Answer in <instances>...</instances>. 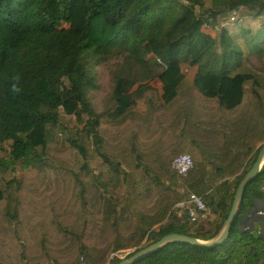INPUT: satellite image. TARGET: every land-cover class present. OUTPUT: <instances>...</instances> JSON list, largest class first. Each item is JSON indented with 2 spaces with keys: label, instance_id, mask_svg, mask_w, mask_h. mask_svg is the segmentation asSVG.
I'll use <instances>...</instances> for the list:
<instances>
[{
  "label": "trees",
  "instance_id": "trees-1",
  "mask_svg": "<svg viewBox=\"0 0 264 264\" xmlns=\"http://www.w3.org/2000/svg\"><path fill=\"white\" fill-rule=\"evenodd\" d=\"M251 57L264 58V0H0V264H117L169 233L213 237L264 144ZM190 194L208 220L176 207ZM258 198L264 166L223 243L133 264H264V234L237 228Z\"/></svg>",
  "mask_w": 264,
  "mask_h": 264
},
{
  "label": "water",
  "instance_id": "water-1",
  "mask_svg": "<svg viewBox=\"0 0 264 264\" xmlns=\"http://www.w3.org/2000/svg\"><path fill=\"white\" fill-rule=\"evenodd\" d=\"M263 166H264V144L260 147L251 167L245 173L243 178L240 180L236 188V191L234 193L232 205L228 213V216L223 222L218 232L213 237L204 240V239L188 236L185 234L169 233L162 236L158 241L147 245L146 247L140 249L130 257L123 259L121 262L117 264H133L134 262L143 259L145 256L159 250L168 243H172V242H183V243H188L191 245L202 246V247H214L223 243L228 238L230 230L240 214L245 188L253 179H255L258 176ZM253 212H254V208H249L241 215L239 219V223L237 225L238 229L242 228V221L244 217L247 216V214Z\"/></svg>",
  "mask_w": 264,
  "mask_h": 264
},
{
  "label": "rangeland",
  "instance_id": "rangeland-1",
  "mask_svg": "<svg viewBox=\"0 0 264 264\" xmlns=\"http://www.w3.org/2000/svg\"><path fill=\"white\" fill-rule=\"evenodd\" d=\"M68 47L71 52H74L78 49L77 46L68 43ZM251 63L253 64L256 70L264 67V58L262 60H257L255 57H251ZM109 66L110 64H100L96 68V74L94 79L91 82L90 88V98L94 105V108L97 112H100L104 108L105 99L112 92V82L109 74ZM188 82L192 84L193 79L188 77ZM193 87V86H192ZM193 93L196 96H199V93L193 87ZM209 214L207 218L203 221L208 220Z\"/></svg>",
  "mask_w": 264,
  "mask_h": 264
},
{
  "label": "built area",
  "instance_id": "built-area-1",
  "mask_svg": "<svg viewBox=\"0 0 264 264\" xmlns=\"http://www.w3.org/2000/svg\"><path fill=\"white\" fill-rule=\"evenodd\" d=\"M171 167L178 174L185 175L192 167V159L186 153L179 154L172 159ZM176 207L185 208L188 216L193 220L199 218L203 221L208 216L207 204L196 194H190L185 200L178 202Z\"/></svg>",
  "mask_w": 264,
  "mask_h": 264
},
{
  "label": "crops",
  "instance_id": "crops-1",
  "mask_svg": "<svg viewBox=\"0 0 264 264\" xmlns=\"http://www.w3.org/2000/svg\"><path fill=\"white\" fill-rule=\"evenodd\" d=\"M253 213L247 214L242 221V228H249L258 234H264V198L252 200Z\"/></svg>",
  "mask_w": 264,
  "mask_h": 264
},
{
  "label": "clouds",
  "instance_id": "clouds-1",
  "mask_svg": "<svg viewBox=\"0 0 264 264\" xmlns=\"http://www.w3.org/2000/svg\"><path fill=\"white\" fill-rule=\"evenodd\" d=\"M16 89H15V87H14V91H15Z\"/></svg>",
  "mask_w": 264,
  "mask_h": 264
}]
</instances>
